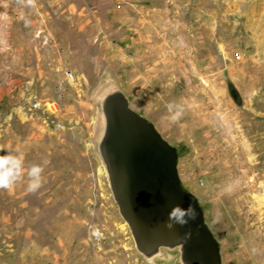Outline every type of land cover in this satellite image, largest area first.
<instances>
[{"label": "rangeland", "instance_id": "1", "mask_svg": "<svg viewBox=\"0 0 264 264\" xmlns=\"http://www.w3.org/2000/svg\"><path fill=\"white\" fill-rule=\"evenodd\" d=\"M116 92L175 147L221 264H264V0H0V155L25 167L0 190V264H184L141 252L114 199Z\"/></svg>", "mask_w": 264, "mask_h": 264}, {"label": "water", "instance_id": "2", "mask_svg": "<svg viewBox=\"0 0 264 264\" xmlns=\"http://www.w3.org/2000/svg\"><path fill=\"white\" fill-rule=\"evenodd\" d=\"M103 112L100 153L137 248L149 256L161 245H179L184 264H221L218 242L204 222L201 207L180 184L175 147L131 109L120 92L104 98ZM174 205L183 209L191 205L196 219L183 227H166Z\"/></svg>", "mask_w": 264, "mask_h": 264}, {"label": "clouds", "instance_id": "3", "mask_svg": "<svg viewBox=\"0 0 264 264\" xmlns=\"http://www.w3.org/2000/svg\"><path fill=\"white\" fill-rule=\"evenodd\" d=\"M21 3L26 2L29 6H35V0H20ZM179 115V114H177ZM176 119V117H173ZM47 162L42 164H33L27 170L29 192H36L42 187L43 173ZM25 167L22 156L14 155L7 152L0 155V190H12L17 182L24 179ZM196 219L195 210L189 205L187 209H183L180 205H174L168 214L166 227L172 228L175 225L181 227L187 225L189 221Z\"/></svg>", "mask_w": 264, "mask_h": 264}]
</instances>
